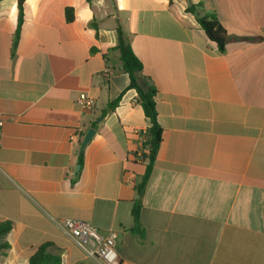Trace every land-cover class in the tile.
<instances>
[{
	"label": "crops",
	"instance_id": "1",
	"mask_svg": "<svg viewBox=\"0 0 264 264\" xmlns=\"http://www.w3.org/2000/svg\"><path fill=\"white\" fill-rule=\"evenodd\" d=\"M190 5L224 25V52ZM17 23V0H0V222L13 223L0 264H29L44 243L62 264H101L63 219L116 232L121 264H264V0H26L18 39ZM118 27L156 89L162 128L141 234L137 153L150 123ZM83 92L90 110L77 104Z\"/></svg>",
	"mask_w": 264,
	"mask_h": 264
},
{
	"label": "trees",
	"instance_id": "2",
	"mask_svg": "<svg viewBox=\"0 0 264 264\" xmlns=\"http://www.w3.org/2000/svg\"><path fill=\"white\" fill-rule=\"evenodd\" d=\"M91 1V0H89ZM26 0H17V10H18V23L15 37L19 38L20 29L23 23V11L25 8ZM196 15L197 20L203 30L205 31L208 38L214 42L220 52L225 51V47L228 41L227 32L222 23L218 20L215 14H202L200 5H190L187 9ZM75 19L74 9H66V20L68 23H72ZM117 38L118 42L116 45V50L120 53V59L122 62V69L129 75L130 84L129 89H134L137 92L138 102L141 104L145 116L148 119L150 125L144 133L141 135L144 137L143 143V159L146 162V170L144 175L141 177L136 189L140 199L136 202L133 209V218L135 221V231L141 234L139 229V211L141 207V199L144 195L145 189L147 187L148 181L152 174L157 154L162 142V128L158 122V112L156 109V89L140 81L139 75L143 71V64L140 59L136 56L134 50L132 49L125 33L121 27L117 28ZM121 101V96L116 100L109 102L106 108L102 111L103 115L114 111ZM93 127H97L95 123L92 124ZM83 155L84 148L78 150V164L80 168L83 166ZM81 173V169L76 174V179H78ZM13 228V223L11 221L0 222V259L6 256L8 250L10 249V244L7 240L8 234ZM52 246L51 243L42 244L36 252L31 256L29 264H62V258L59 255L50 253L49 249Z\"/></svg>",
	"mask_w": 264,
	"mask_h": 264
},
{
	"label": "built area",
	"instance_id": "3",
	"mask_svg": "<svg viewBox=\"0 0 264 264\" xmlns=\"http://www.w3.org/2000/svg\"><path fill=\"white\" fill-rule=\"evenodd\" d=\"M110 73L108 69L104 71L107 78ZM77 104L85 110H90L94 107L95 100L83 92L79 95ZM2 125L3 122H0V126ZM74 137L72 135V139ZM143 152H138L137 157L143 159ZM58 225L72 237L86 258L94 259L101 264H121V258L117 251L118 234L116 232L111 231L103 235L91 224L72 219L60 220Z\"/></svg>",
	"mask_w": 264,
	"mask_h": 264
},
{
	"label": "water",
	"instance_id": "4",
	"mask_svg": "<svg viewBox=\"0 0 264 264\" xmlns=\"http://www.w3.org/2000/svg\"><path fill=\"white\" fill-rule=\"evenodd\" d=\"M103 119V117H101L100 119H98V123ZM96 133V130L95 129H90L88 130V132L86 133L83 141H82V144H81V147L82 148H85L86 145L91 141V139L94 137Z\"/></svg>",
	"mask_w": 264,
	"mask_h": 264
}]
</instances>
